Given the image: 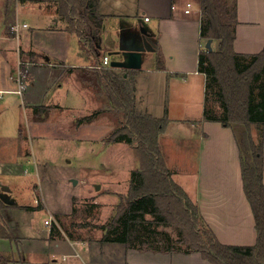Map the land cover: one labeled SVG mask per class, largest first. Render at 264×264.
<instances>
[{"label":"crops","instance_id":"0c3cea01","mask_svg":"<svg viewBox=\"0 0 264 264\" xmlns=\"http://www.w3.org/2000/svg\"><path fill=\"white\" fill-rule=\"evenodd\" d=\"M236 3L234 50L242 56L259 54L264 50V0ZM99 11L106 19L102 54L96 58L68 31L59 0H0V91H4L0 94V192L14 201L10 206L19 205L4 180H22L23 173L33 170L22 149H30L34 135L41 137L37 133L44 129L46 113L57 110L60 123L93 115L89 109L96 110L98 95L83 73L102 67L105 56L111 62L114 57L121 60L115 53L122 30L145 27L159 45L166 70L156 69V52L144 54L136 76L137 107L156 118L168 110L170 123L160 145L173 180L198 204L222 244L255 245V218L244 192L234 133L221 118L206 119L210 97L207 77L199 71L204 42L200 0H99ZM16 24L20 25L17 34L12 31ZM21 64L24 87L18 93ZM24 215L19 212L16 242L0 239L1 251L15 249L18 260L11 264H209L199 253L142 251L102 238H71L61 235L56 225L48 228L46 221L44 226L39 222L38 227L29 226L32 221L28 216L25 221ZM1 217L7 221L2 213Z\"/></svg>","mask_w":264,"mask_h":264},{"label":"trees","instance_id":"16d2710c","mask_svg":"<svg viewBox=\"0 0 264 264\" xmlns=\"http://www.w3.org/2000/svg\"><path fill=\"white\" fill-rule=\"evenodd\" d=\"M203 40L218 42L213 51H201L199 71L207 77V95L217 86L216 96L223 104L222 124L231 128L241 159L245 195L252 207L257 231L253 246L222 244L204 220L198 204L172 178L160 145V136L170 119L166 108L162 118L141 112L137 107L136 76L138 70L94 67L85 70L83 79L104 96L108 113L116 121L108 142L133 144L138 168L131 174L128 193L122 197L113 217L101 228L102 242L125 244L127 249L142 251L199 253L209 264H264V83L256 97L257 84L264 74V50L242 56L234 50L238 8L236 0H200ZM59 13L68 22V31L78 36L82 49L96 58L103 49L102 27L106 19L100 14L99 0H59ZM156 52V69L165 71L159 45L152 40ZM249 58V59H245ZM249 61L241 67V61ZM95 114L79 121L90 122ZM216 116L210 111L207 120ZM260 129V142L253 128ZM7 205L0 199V213ZM153 217L150 222L147 216ZM150 225L170 226L179 239L159 232ZM0 239L16 242V235L0 220ZM174 243L184 246L177 248ZM162 244V246H157ZM13 252L0 250V264L17 262ZM20 261H23L20 257Z\"/></svg>","mask_w":264,"mask_h":264},{"label":"rangeland","instance_id":"374dc122","mask_svg":"<svg viewBox=\"0 0 264 264\" xmlns=\"http://www.w3.org/2000/svg\"><path fill=\"white\" fill-rule=\"evenodd\" d=\"M207 42L204 40L202 44L203 51H207ZM217 46L218 42H215L213 50ZM248 63L244 60L240 62L241 67ZM263 83L264 74L257 84V98ZM216 91L217 86H213L209 92V111L223 119L225 112ZM96 95L98 106L96 110L89 109L95 114L92 124L78 123L79 119L60 123L62 117L57 116L60 114L57 110L47 112L44 129L37 133L41 137L34 135L30 149H22L26 154L25 161H31L33 170L23 173L22 180H4L11 186V196L19 203L17 206L9 205L1 212L15 235L19 212L25 214V221L30 218L32 222H28L29 226L38 227V222L43 224L46 221L48 228L56 225L61 235L71 238L100 240L104 235L101 226L109 222L121 198L127 195L131 174L139 163L133 144L108 142L117 124L112 113L105 111L107 102L104 96L97 91ZM22 127L27 131L25 124ZM254 128V139L260 142V129ZM0 219L4 221L3 217ZM147 219L151 222L153 217L148 215ZM150 227L165 233L173 242L179 239V233L173 227ZM157 246L163 247L162 244ZM174 246L185 249L176 243ZM13 251L15 249L8 252Z\"/></svg>","mask_w":264,"mask_h":264},{"label":"water","instance_id":"95a60500","mask_svg":"<svg viewBox=\"0 0 264 264\" xmlns=\"http://www.w3.org/2000/svg\"><path fill=\"white\" fill-rule=\"evenodd\" d=\"M212 40H208L206 48L213 51ZM154 51L151 45V34L145 27L134 30H122L119 37L118 50L115 54L121 55V60H113L110 67L115 69L140 70L143 67L144 54ZM114 53H112L113 55ZM0 199L7 205H13L14 201L6 194L0 192Z\"/></svg>","mask_w":264,"mask_h":264},{"label":"built area","instance_id":"2783aa9c","mask_svg":"<svg viewBox=\"0 0 264 264\" xmlns=\"http://www.w3.org/2000/svg\"><path fill=\"white\" fill-rule=\"evenodd\" d=\"M188 6L190 7L191 4H188ZM186 12L189 13V10H187ZM148 20H149V18H146V21H148ZM22 27L23 28H27L28 25L27 24H23ZM19 28H20V25L19 24H16V25L12 26L13 33H16L17 34L19 32ZM110 64H111L110 57L109 56H105L104 57V60H103V66L102 67H110ZM24 75H25V73H24V70H23L22 64H21L19 66L18 74H17V79H16L17 82H18V84H19V87H20V89L16 91L18 93H20L21 92V89L24 87V81H23ZM2 93H4V91H0V94H2ZM47 223H48V221H47Z\"/></svg>","mask_w":264,"mask_h":264}]
</instances>
